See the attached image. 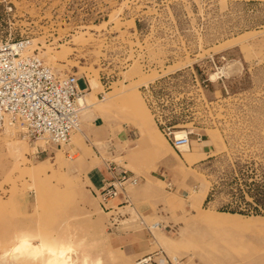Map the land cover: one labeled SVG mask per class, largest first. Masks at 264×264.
<instances>
[{"label":"rangeland","instance_id":"374dc122","mask_svg":"<svg viewBox=\"0 0 264 264\" xmlns=\"http://www.w3.org/2000/svg\"><path fill=\"white\" fill-rule=\"evenodd\" d=\"M10 36L96 89L63 148L0 129V264H40L41 242L72 246L75 264H135L117 227L179 264H264V0H0ZM160 120L208 141V157L183 162ZM107 163L139 177L122 223L87 178ZM219 213L239 217L224 227ZM21 237L35 247L15 251Z\"/></svg>","mask_w":264,"mask_h":264},{"label":"built area","instance_id":"2783aa9c","mask_svg":"<svg viewBox=\"0 0 264 264\" xmlns=\"http://www.w3.org/2000/svg\"><path fill=\"white\" fill-rule=\"evenodd\" d=\"M83 95L76 74L58 75L33 51L30 39L0 38V129L15 127L25 138L63 148L80 128ZM168 141L176 149L190 146L192 132L182 137L172 122L160 120ZM167 130V131H166ZM108 164L111 179L101 190L104 201L123 194L139 177L131 171ZM164 250L142 256L135 264H179Z\"/></svg>","mask_w":264,"mask_h":264},{"label":"crops","instance_id":"0c3cea01","mask_svg":"<svg viewBox=\"0 0 264 264\" xmlns=\"http://www.w3.org/2000/svg\"><path fill=\"white\" fill-rule=\"evenodd\" d=\"M89 94H90V92L86 93V96ZM92 115H93L92 112H90L88 117H91ZM135 122L138 123V125L142 128L143 133H145V135L147 136L146 137V139H147L146 143L148 145H150V144L155 145V141L153 139L151 132L150 131L148 132L146 127L144 125H142L140 123V121L136 120ZM137 123H136V125H137ZM156 131L158 132L159 130L156 128ZM141 142H142V140L140 138L138 141V147L140 146ZM192 146L193 147H191V144H190L189 155H188V157L193 160L192 163H189L187 158L184 156L183 152L179 150L180 156L179 155H177V156L180 157L183 162H186L189 164H194V163H196L200 160H204L208 157V156H206V155H208V152H209L208 151V149H209L208 141H202L201 143H199L198 146L192 144ZM157 152H158L159 158L164 159V161H167V157H168L167 155H164V153L159 149L157 150ZM173 158H174L173 156H169V159L172 160ZM87 178L91 184L93 192L99 197L100 205L103 208V210L108 211V213H110V214L115 213L117 215L116 218H119L120 219L119 221L122 223L124 221V219L122 218L123 216L118 215V213L120 210L124 211V209H127L128 207H130L132 205L131 204L132 201H131V197L128 194L127 190L123 194H121L120 196L113 198L111 200L104 201L102 199L101 190L103 189L104 184L111 179V173L108 170V164H105V165L91 164V166H89V170L87 171ZM219 214L221 216L218 217L215 222L221 226H224V227L233 226L230 224V221H232L234 218L239 217V215L231 214V213H219ZM113 219H115V218L113 217ZM126 219L128 220L127 217H126ZM119 221H118V219H115V221L113 222V225H116V223ZM155 226H156V224H155ZM117 229H119L118 230L119 233H116L115 236L117 239V243L120 246H129L130 251L136 256L142 257V256L150 254V252H151L150 247L148 244V240L144 236V233L138 234L139 235L138 241H135V240L131 241V238L134 237L133 233L131 234V232L127 233L126 231H121L120 227H117ZM37 249H38L37 253L42 255V253H43L42 250L39 248H37ZM73 261L74 262H72V264H75V260H73ZM98 264H100V263H98Z\"/></svg>","mask_w":264,"mask_h":264},{"label":"bare ground","instance_id":"6f19581e","mask_svg":"<svg viewBox=\"0 0 264 264\" xmlns=\"http://www.w3.org/2000/svg\"><path fill=\"white\" fill-rule=\"evenodd\" d=\"M90 82V81H89ZM94 89H96V83L95 81H91L89 83V88L84 91V94L79 98V104L81 106H84L83 108L89 109L88 105L86 104V93L92 92ZM137 119H139L137 117ZM142 123V121H140ZM81 131V129H79ZM177 136L182 137L188 134L187 131H177ZM180 151L183 152L184 156L187 158V160H191L189 155V146L181 147ZM202 187V186H201ZM17 240V239H16ZM18 242L17 245L14 246L13 249L18 252H24L25 250H28L34 246V243L31 240H28L26 238H22ZM35 247V246H34ZM42 250V255L39 258L38 262L40 264H71L75 258V249L67 244H61L59 247L55 248L52 246H48L47 244L41 242L40 247Z\"/></svg>","mask_w":264,"mask_h":264},{"label":"trees","instance_id":"16d2710c","mask_svg":"<svg viewBox=\"0 0 264 264\" xmlns=\"http://www.w3.org/2000/svg\"><path fill=\"white\" fill-rule=\"evenodd\" d=\"M254 185H255L254 191H255L256 197L258 198V197L264 196L263 186L262 185H259V183H256ZM211 197H212V193L209 194L206 202H208L209 200H211ZM236 197H237L238 200H240V203L242 202V200L244 202H246L245 201V195H244V192L243 191L240 190L239 193L236 195ZM258 201H260V200H258ZM255 209H256V212L257 213H260V211L257 208H255ZM222 211L231 212V213H242L243 212V210H241L240 206H237L235 208H232L231 206H226V207H224L222 209Z\"/></svg>","mask_w":264,"mask_h":264}]
</instances>
